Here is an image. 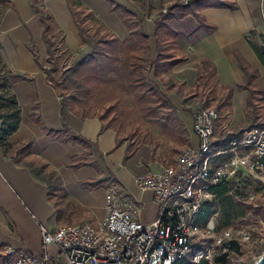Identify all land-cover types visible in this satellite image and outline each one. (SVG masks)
<instances>
[{
    "label": "crops",
    "instance_id": "obj_1",
    "mask_svg": "<svg viewBox=\"0 0 264 264\" xmlns=\"http://www.w3.org/2000/svg\"><path fill=\"white\" fill-rule=\"evenodd\" d=\"M80 1L84 10L111 30L108 32L115 34L121 41L127 37V28L110 11L105 0ZM117 1L140 16L135 0ZM8 2L0 15V58L6 69L27 74L28 77L11 83V90L21 109V118L10 135L0 138V264L13 257L2 255L4 246L40 255L43 252L41 225L50 230L63 224L88 223L95 226L106 215V186L86 188L80 184L97 176L96 169L91 166L74 169L67 166L69 155L81 152L82 145L53 139L31 114L38 116L47 128L57 129L66 124L90 140L104 155L100 162L103 174L108 168L116 179L115 184L133 202L136 217L142 222H152L159 209L153 200V192L140 188L134 177L139 172L171 165L181 147L197 144L189 106L179 100L172 112V117L177 120L175 134L162 129L163 135L152 142L151 139L138 143L134 139H123L113 128H102L103 122L97 116H81L75 107L67 108L61 117L60 96L47 80L45 72L39 70L30 50H34L38 59L46 56L39 15L44 10L51 13L70 53L79 50L81 53L86 52L89 45L82 43L65 0H41L36 5L38 12L30 0ZM235 2L237 7L234 9H200L205 21L213 28L201 25L191 16L173 21L179 34L172 43H165L164 47L172 58L181 57L183 60L169 66L159 75L157 81L160 87L167 83L183 91L195 87L199 62L203 58L209 59L214 65L217 84L233 88L229 106L237 114L246 106V91L236 86L244 78L233 54V50H238L250 65L258 68L256 80L264 89V65L249 44L250 31H253L255 39L264 46V0ZM164 5L159 8V13L165 11L167 6ZM156 16L152 20L147 19V24L142 21L145 32L151 37L153 50L152 33ZM163 91L173 100V96H170L172 92ZM173 95L178 98L176 94ZM258 107L259 120L264 121L261 112L264 108V93ZM27 144L29 152H25ZM127 144L130 153L125 157ZM174 148L177 151L174 152ZM41 164L60 176L63 191H54L49 195L47 182L32 171L33 167L37 168ZM47 250L55 254L56 246L50 244Z\"/></svg>",
    "mask_w": 264,
    "mask_h": 264
},
{
    "label": "built area",
    "instance_id": "obj_2",
    "mask_svg": "<svg viewBox=\"0 0 264 264\" xmlns=\"http://www.w3.org/2000/svg\"><path fill=\"white\" fill-rule=\"evenodd\" d=\"M205 100L202 95L188 104L197 144L181 147L171 165L134 177L140 188L153 192L159 208L155 220H139L133 202L110 184L105 187L106 215L97 225L63 224L54 230L41 225L40 255L4 246L2 255L13 257L1 264H177L185 257L188 264H239L235 250L241 252L249 234L237 226L217 227L220 203L213 187L225 182L240 187L243 177L264 185V126L244 127L213 146L219 111ZM206 210L211 213L202 222ZM260 221L257 245L264 244V218ZM50 244L55 254L48 252Z\"/></svg>",
    "mask_w": 264,
    "mask_h": 264
},
{
    "label": "trees",
    "instance_id": "obj_3",
    "mask_svg": "<svg viewBox=\"0 0 264 264\" xmlns=\"http://www.w3.org/2000/svg\"><path fill=\"white\" fill-rule=\"evenodd\" d=\"M41 0H30L38 12L37 4ZM71 18L78 28V34L83 44L89 45L86 52L81 53L71 63L61 69L56 68V45L51 39L54 36L55 22L48 10H44L39 15L41 22V37L45 43L46 56L44 60L52 67L46 68L33 53L34 60L39 68L45 72L47 80L55 88L60 96V114L64 116L67 108H73L81 104L90 93L93 86L102 83H113L116 87L131 93L135 101L140 106L142 116L151 118L161 129L175 134L174 126L177 120L172 117L174 104L169 96L159 86L157 78L169 66L182 61L183 58H172L166 52L164 44L172 43L179 34L173 26V21L185 16H191L201 25L208 28L214 26L207 23L200 13L203 7H227L234 9L237 7L235 0H186L171 3L164 12H160L154 19V50L151 46V37L148 35L137 13L117 0H105L109 4L110 11H113L128 30L127 37L121 41L111 32L100 33L95 29L89 31L87 19L95 20L89 11L84 10L80 0H65ZM163 5L160 4L159 8ZM171 39V40H170ZM249 44L256 53L262 65H264V46L254 37V32L250 31ZM233 54L238 67L244 74L243 81L236 86L246 91L245 104L247 124L246 128L262 127L264 121L259 120L258 101L262 99L264 89L257 82L259 70L250 65L238 50H233ZM210 70L209 75L214 77V65L209 59L203 58L199 62L196 79L203 78ZM28 77L27 74H17L6 69L0 58V138L4 139L10 135L18 126L21 118V109L17 103L14 93L11 90V83ZM233 88L227 87L225 102L229 101ZM207 99L205 103H207ZM81 116H97L103 123L102 128L113 126L109 121L104 120V114H89L78 110ZM33 119L39 123L41 128L53 139L60 142L79 143L82 150L79 153L69 155L67 166L78 168L81 166L94 167L98 173L91 179L80 182L86 188L97 186H109L114 184L116 179L111 175L108 168L103 174L100 164L103 161V153L100 152L93 143L73 131L66 124L60 128H47L38 116L31 114ZM243 128V127H242ZM221 130L216 133L217 140L213 146L224 144L229 137L239 133L242 129ZM114 129V128H113ZM115 130V129H114ZM129 144L126 146L125 157L129 155ZM29 145L25 152H29ZM33 173L43 179L48 184V193L63 191L60 176L53 170L46 168L45 164L32 168ZM232 182H225L213 187L220 203V214L217 218V227L224 228L235 223L247 221V213L251 206L237 200L231 190ZM258 212L259 210H255ZM210 211L206 210L202 215V222H206L210 216ZM188 257L180 259L177 264H188Z\"/></svg>",
    "mask_w": 264,
    "mask_h": 264
},
{
    "label": "rangeland",
    "instance_id": "obj_4",
    "mask_svg": "<svg viewBox=\"0 0 264 264\" xmlns=\"http://www.w3.org/2000/svg\"><path fill=\"white\" fill-rule=\"evenodd\" d=\"M140 1L142 0H135L138 7L137 12L140 15L141 21L147 24V19L152 20L158 15L160 4H165L168 7L175 1L185 2L186 0ZM8 4V0H0V15ZM162 12L164 11L162 10ZM86 21L89 25L90 32L94 29L100 33L111 31L98 19H87ZM53 34L54 36H51V39L55 42L57 48L56 68L61 69L78 57L81 51L70 53L63 42L61 31L56 27ZM40 61L46 68L52 67L49 62L44 60V57L40 58ZM209 74L210 70H207V74L204 75L203 78L197 79L195 87L187 89V91L178 89L168 83L161 84V88L167 92H172L170 96H173L172 102H174V105H177L179 100H181L183 105L188 106L190 102L204 95L208 100L206 104L215 106L219 111V120L215 126L216 133L221 130H236L245 127L247 124L246 106L244 109L237 112V114H234L229 106V101H224L227 87L217 84L215 77ZM173 94H176L178 98H175ZM260 101L261 100L258 101V104ZM75 108L89 114H104V120L110 122L121 138L128 140L134 139L136 143L147 141L148 139H151L152 142V140L158 138V136H162L164 133L158 124L151 118H144L142 116L140 106L131 93L125 92L123 89L116 87L113 83H102L93 86L90 93L85 97V100L81 104L76 105ZM261 112L264 114V108ZM173 151H177V148H174ZM242 181L244 183L240 187H237L232 182L231 190L235 192L240 200L245 199L250 201L249 205L251 209L247 213L246 222H238L232 226L241 227L246 230L249 234V239L244 241L241 252L235 250V253L238 254L240 258L239 264H253L264 251V244L257 245L254 241L256 238V231L260 229V220L264 218V185L259 182H253L252 179L248 177H243ZM250 190H252V192H250ZM244 195H246V197ZM256 209L259 211L256 212Z\"/></svg>",
    "mask_w": 264,
    "mask_h": 264
},
{
    "label": "water",
    "instance_id": "obj_5",
    "mask_svg": "<svg viewBox=\"0 0 264 264\" xmlns=\"http://www.w3.org/2000/svg\"><path fill=\"white\" fill-rule=\"evenodd\" d=\"M253 264H264V251Z\"/></svg>",
    "mask_w": 264,
    "mask_h": 264
}]
</instances>
